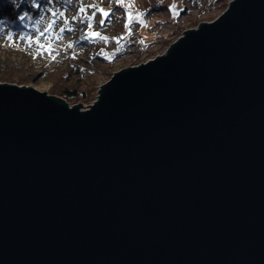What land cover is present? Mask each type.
Listing matches in <instances>:
<instances>
[{
	"label": "water",
	"instance_id": "95a60500",
	"mask_svg": "<svg viewBox=\"0 0 264 264\" xmlns=\"http://www.w3.org/2000/svg\"><path fill=\"white\" fill-rule=\"evenodd\" d=\"M82 109L0 83V264H264V0H231Z\"/></svg>",
	"mask_w": 264,
	"mask_h": 264
},
{
	"label": "rangeland",
	"instance_id": "374dc122",
	"mask_svg": "<svg viewBox=\"0 0 264 264\" xmlns=\"http://www.w3.org/2000/svg\"><path fill=\"white\" fill-rule=\"evenodd\" d=\"M71 1L68 6L64 0H47L48 11L41 13L36 28L23 39L17 35L0 36V48L2 52L10 54L15 60L23 56L31 60L34 58L42 61L44 67L55 66L57 65L55 60L66 58L63 52L71 46L72 38L78 30L76 24L70 23L69 28H73L72 32L66 34L62 32L64 25L68 24V19L72 17V13L89 16L90 20L83 26L85 37L93 36V33L97 34L93 37H102V39L92 40L94 44L89 47V54H92V51L118 49L121 43L126 41L134 42L132 46L121 48L123 51L126 49V52L113 59L110 69L104 72L87 73L81 89L88 91L90 99L84 102L69 103L70 106L80 104L82 109H87L97 97L98 88L108 81L114 72L129 66H137L157 55L164 54L169 44L178 38L181 32L196 28L201 22L208 23L214 20L226 10L231 0H220L214 9L192 5V8H189L188 12L181 17H177V14L187 3H185L186 0H159L161 4L157 8L153 3L156 0H123L122 3L119 0ZM129 4L133 6L128 7ZM114 7L121 9L117 10ZM81 8L84 10L81 11ZM147 10H150L149 16L144 14ZM102 12L110 14L107 18L111 20L101 23L106 19ZM129 13L133 17L131 20L128 18ZM130 22H134V25H130L131 27L128 26ZM123 36H125L124 39L121 38ZM74 48L77 53L82 49V47ZM41 70L34 71L40 73ZM4 83L12 84L11 82ZM13 84L28 85L40 92L50 94L48 92L51 89L50 81H43V79L28 84Z\"/></svg>",
	"mask_w": 264,
	"mask_h": 264
},
{
	"label": "trees",
	"instance_id": "16d2710c",
	"mask_svg": "<svg viewBox=\"0 0 264 264\" xmlns=\"http://www.w3.org/2000/svg\"><path fill=\"white\" fill-rule=\"evenodd\" d=\"M64 1L70 6L68 3L71 0ZM219 2L220 0H186L182 10L178 11L177 17L187 13V10L192 8V5L214 9ZM153 3L156 8L161 4L159 0ZM48 4L47 0H0V36L17 35L22 39L25 38L38 25L41 13L48 11ZM114 8L117 10L121 9L118 7ZM144 14L149 16L150 10H147ZM22 17L23 19H21ZM107 17L103 22L111 20ZM89 20L90 18L87 15L80 16L78 13H72V17L68 19V24H63L64 27L62 25L64 34L72 32L73 28H69L70 23L76 24L78 30L72 38L71 46L67 51L63 52L66 58L55 60L57 62L55 66L44 67L45 65L42 61H37L34 58L31 60L23 56L15 60L10 54L2 52L3 50L0 48V82L28 84L43 79V81H50L51 89L48 92L51 95L68 103L84 102L90 99L88 91L81 89V85L84 84L85 78H87V73L104 72L110 69L113 59L126 52V49L123 51L121 48L132 46L134 42L126 41L121 43V45L119 44L118 49L92 51L93 53L89 54V47L94 44L92 40L96 38L102 39V37L84 36L83 26ZM130 25H134V22L128 23L129 27H131ZM124 37L121 38L124 39ZM141 43L144 45L143 42ZM74 47H82V49L77 53ZM119 49L121 51H118ZM37 69L42 70L38 73L34 71ZM46 78L49 80H46Z\"/></svg>",
	"mask_w": 264,
	"mask_h": 264
},
{
	"label": "snow or ice",
	"instance_id": "6c2138e0",
	"mask_svg": "<svg viewBox=\"0 0 264 264\" xmlns=\"http://www.w3.org/2000/svg\"><path fill=\"white\" fill-rule=\"evenodd\" d=\"M119 2L122 3L123 0H119ZM132 6H133L132 4H129L128 5V7H132ZM80 10L83 11L84 9L81 8ZM102 15H104L105 17H107L108 16V13L107 12H102ZM128 18H129V20H131L133 18L132 15H131V13H129V17ZM21 19H23V17ZM101 23H103V21H101ZM92 35L95 36L97 34L96 33H93Z\"/></svg>",
	"mask_w": 264,
	"mask_h": 264
},
{
	"label": "bare ground",
	"instance_id": "6f19581e",
	"mask_svg": "<svg viewBox=\"0 0 264 264\" xmlns=\"http://www.w3.org/2000/svg\"><path fill=\"white\" fill-rule=\"evenodd\" d=\"M210 22V21H209ZM211 22H213V20H211Z\"/></svg>",
	"mask_w": 264,
	"mask_h": 264
},
{
	"label": "crops",
	"instance_id": "0c3cea01",
	"mask_svg": "<svg viewBox=\"0 0 264 264\" xmlns=\"http://www.w3.org/2000/svg\"><path fill=\"white\" fill-rule=\"evenodd\" d=\"M157 1V0H156Z\"/></svg>",
	"mask_w": 264,
	"mask_h": 264
}]
</instances>
